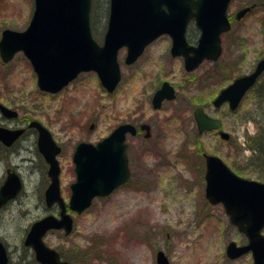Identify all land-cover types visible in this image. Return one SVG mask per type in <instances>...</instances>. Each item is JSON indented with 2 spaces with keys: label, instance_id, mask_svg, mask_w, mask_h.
Instances as JSON below:
<instances>
[{
  "label": "rangeland",
  "instance_id": "1",
  "mask_svg": "<svg viewBox=\"0 0 264 264\" xmlns=\"http://www.w3.org/2000/svg\"><path fill=\"white\" fill-rule=\"evenodd\" d=\"M92 3V36L101 44L109 0ZM253 3L257 7L236 21L235 13ZM32 10L33 0H0V33L3 29L25 30ZM227 14L231 30L221 36L217 61L205 60L187 73L183 59H172L168 53L170 38L162 36L134 65H124L125 50L118 52L121 82L112 95L102 89L93 72L80 75L56 97L44 95L22 53L5 65L0 61V77H9L10 87H22V112L48 126L63 144L58 161L60 195L65 203L75 180L71 155L77 143H96L131 119L151 126L147 140L142 135L127 137L132 181L109 197L94 199L82 214H73L69 236L56 232L45 236V244L72 264H155L157 251H163L170 264H252L249 254L236 260L226 257L229 242L239 246L246 239L229 223L222 207L209 206L203 195L202 153L219 157L242 178L264 182V165L248 140L261 131L260 126L264 128V74L234 112L211 105L221 88L249 73L262 56L264 0H231ZM187 35L193 42L199 37L193 22ZM163 81L173 85L176 98L154 111L149 99ZM198 105L220 120L231 141L223 142L216 132L204 133L198 138L199 152L192 116ZM255 121H261L259 127ZM91 124L94 128L89 130ZM22 176V197L0 212V240L8 247L10 264H34L31 251L22 245L25 232L34 221L58 213L44 205L45 170Z\"/></svg>",
  "mask_w": 264,
  "mask_h": 264
},
{
  "label": "water",
  "instance_id": "2",
  "mask_svg": "<svg viewBox=\"0 0 264 264\" xmlns=\"http://www.w3.org/2000/svg\"><path fill=\"white\" fill-rule=\"evenodd\" d=\"M230 0H109L107 27L102 45L92 38L89 12L91 0H34V9L23 32L5 29L1 32L0 57L2 62L11 60L22 51L30 61L41 91L56 93L81 72L93 71L101 86L112 93L120 81L117 62L118 51L127 50L125 64H132L144 48L162 34L172 40L171 55L183 56L185 70L196 69L204 59L215 61L221 53L220 35L230 29L226 16ZM250 7L236 14L239 20ZM200 30L197 46H189L185 30L190 19ZM264 72V54L255 68L223 88L213 100L215 108L228 103L235 110L245 93ZM175 98L174 89L167 82L155 91L151 104L159 109L164 100ZM6 116H15L12 110L0 105ZM199 134L216 130L220 122L208 116L201 107L193 111ZM39 132L38 147L48 164L50 183L44 192L46 206L57 204L59 215H48L35 221L26 234L23 244L31 247L40 264H71L60 261L59 254L45 245L43 237L48 231L63 230L71 233L73 220L60 197V167L56 155L60 148L48 130L39 122H31ZM90 129L93 125H90ZM145 138L150 136L149 126L142 125ZM136 134L131 124L117 126L107 137L96 144L81 142L73 154L75 182L71 184L68 209L81 214L96 197L108 196L129 178L126 155V134ZM222 140L229 135L219 131ZM205 197L211 204L221 203L229 221L248 240L237 246L230 242L225 255L236 259L250 252L253 264H264V184L236 175L219 157L204 154ZM21 189L17 176L8 175L0 187V205L13 198ZM156 264H170L167 256L158 251ZM0 264H7L6 250L0 242Z\"/></svg>",
  "mask_w": 264,
  "mask_h": 264
},
{
  "label": "flooded vegetation",
  "instance_id": "3",
  "mask_svg": "<svg viewBox=\"0 0 264 264\" xmlns=\"http://www.w3.org/2000/svg\"><path fill=\"white\" fill-rule=\"evenodd\" d=\"M91 33H92V31H91ZM160 38H161V36L158 37L157 39H155L151 44H149V46L147 48H145V50L143 51L141 56H139V58L131 65H134L135 63H137V61L140 60L144 56V54L146 53L148 48L153 43L158 41ZM198 39H199V37L197 38L196 42L198 41ZM186 40H187V43L189 45H196V42H193L192 40H190V38H188L187 31H186ZM168 53H169V49H168ZM170 57L167 56V62H169V60H171ZM171 58L172 59H178L180 57H171ZM164 61L166 63V60H164ZM3 65H5V64H3ZM80 75H82V74H80ZM80 75L74 81H72L67 86H65L61 91H59L55 94L45 93V92H41V91L40 92L44 95L56 97L60 93L65 91L68 86L73 84L80 77ZM8 79H9V77H7V76H1L0 77V105L12 110L13 112L16 113V115L15 116H6L0 110V169H1V175H2V178L0 181V187L6 181L8 175H15V176H17V178L19 179V181L21 183V189L13 198H10L9 200H7L6 202H4L0 205V212L6 210L9 207H11L12 205L18 203V200L22 197V195L24 193V180H25L22 175H35L37 172H41L42 170H45L46 179L48 182V177H47L48 165L44 161V158L41 155V152H40L39 147H38L39 132L34 126L30 125V123L34 122V121L39 122L42 126H44L49 131L51 138L60 148V152L56 156L57 159H58V157L61 154V151L63 149V144L60 143L57 139H55V137L53 135V131H51L50 128H48V126H46L45 124H42V122L38 121L37 119L32 118L31 116L30 117L27 116L24 112H22L23 111V109L21 107L22 106L21 105L22 104V96H21L22 87L20 85L18 87H15V86L10 87V85H9L10 83H9ZM150 101H151V97L149 99V103H150ZM223 106L227 107V105H223ZM138 121H140V122H138ZM123 123H131L136 128H139L141 124L146 123V122L141 121V120H137V119L135 121H133L131 119V121H126ZM150 129H151V126H150ZM138 130H137L135 136H129V135L126 136V143H127L126 153L128 156V161H130V149H131V147L127 141V137L136 138L140 135L143 136V132H141L140 130L138 131ZM76 145H75V147H76ZM75 147H74V150H75ZM74 150H73L72 155H71V161L73 158ZM72 172L74 173L73 167H72ZM131 181H132V175H130L129 181L125 185L119 187L118 189L126 187ZM47 186H48V184H47ZM47 186H46V188H47ZM46 188L43 191V201H44V192H45ZM69 189H70V187H69ZM131 190H135V189L131 188ZM203 195H204V190H203ZM204 199H205V197H204ZM44 205H45V203H44ZM208 205L213 207V205H210L209 203H208ZM219 206H221V205L219 204ZM45 207L48 209H55L58 212L56 205H51L49 207L45 205ZM222 210H223V207H222ZM56 215H58V213H56ZM50 232H56V233H62L63 234V232H61V231H49L48 233H50ZM26 233H27V231L25 232V235H26ZM25 235L23 237V240L25 238ZM23 240H22V243H23ZM0 241L3 243V245L5 246V248L7 250V256H8L7 264H10L11 261H10V253H9L8 247L2 240H0ZM25 248H28L31 251V257H32L33 263L38 264L34 259V254H33L32 250L29 247H25ZM56 251L58 252L62 261H68L63 257L61 252H59L58 250H56Z\"/></svg>",
  "mask_w": 264,
  "mask_h": 264
},
{
  "label": "trees",
  "instance_id": "4",
  "mask_svg": "<svg viewBox=\"0 0 264 264\" xmlns=\"http://www.w3.org/2000/svg\"><path fill=\"white\" fill-rule=\"evenodd\" d=\"M255 120V119H254ZM255 124L257 125V127L260 126L261 124V121H255ZM261 127V131H257L252 137H249L248 140H250L252 146L250 147L256 154H257V158L259 160V162L263 163L261 165H264V132L263 131V127ZM196 135V146L200 151H202V148H201V144L198 142V135L195 133ZM247 140V141H248ZM231 141V140H229ZM229 143V142H228ZM201 154V153H200Z\"/></svg>",
  "mask_w": 264,
  "mask_h": 264
}]
</instances>
